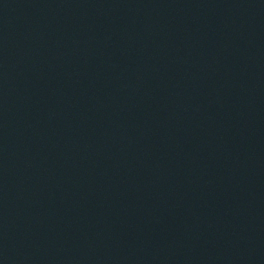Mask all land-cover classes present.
<instances>
[{"label":"water","instance_id":"1","mask_svg":"<svg viewBox=\"0 0 264 264\" xmlns=\"http://www.w3.org/2000/svg\"><path fill=\"white\" fill-rule=\"evenodd\" d=\"M0 264H264V0H0Z\"/></svg>","mask_w":264,"mask_h":264}]
</instances>
